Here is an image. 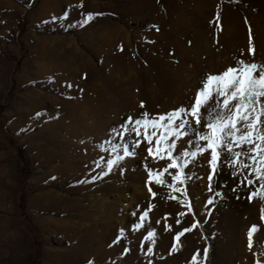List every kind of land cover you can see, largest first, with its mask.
Masks as SVG:
<instances>
[{"label":"rangeland","instance_id":"rangeland-1","mask_svg":"<svg viewBox=\"0 0 264 264\" xmlns=\"http://www.w3.org/2000/svg\"><path fill=\"white\" fill-rule=\"evenodd\" d=\"M250 2L0 0V264H264Z\"/></svg>","mask_w":264,"mask_h":264},{"label":"trees","instance_id":"trees-1","mask_svg":"<svg viewBox=\"0 0 264 264\" xmlns=\"http://www.w3.org/2000/svg\"><path fill=\"white\" fill-rule=\"evenodd\" d=\"M16 148H17V152H18V156H19V158H20L23 162H26L27 159H26V155H25V152H24L23 147H21L20 145H17ZM259 199H260L261 201L264 202V194H260ZM34 264H37V262L35 261Z\"/></svg>","mask_w":264,"mask_h":264},{"label":"bare ground","instance_id":"bare-ground-1","mask_svg":"<svg viewBox=\"0 0 264 264\" xmlns=\"http://www.w3.org/2000/svg\"><path fill=\"white\" fill-rule=\"evenodd\" d=\"M254 0H251V2L250 3H252ZM255 1H257V0H255ZM261 2H262V11H263V13H264V0H261ZM55 5V4H54ZM236 30V29H235ZM101 39V38H100ZM43 40V39H42ZM41 41V40H40ZM60 43V45H64L65 44V39H63V38H60L59 40H58ZM63 48V47H62ZM52 52V51H51ZM51 54V53H50ZM55 54V53H54ZM51 57V56H50ZM49 59V58H48ZM73 60V59H72ZM49 61H50V59H49ZM86 62V61H85ZM51 64V63H50ZM86 67V66H85ZM50 68V67H49ZM51 69V68H50ZM109 213V212H108ZM139 236V235H138Z\"/></svg>","mask_w":264,"mask_h":264}]
</instances>
